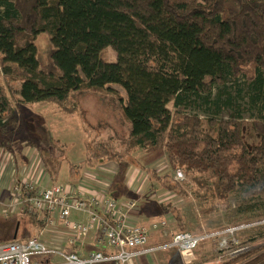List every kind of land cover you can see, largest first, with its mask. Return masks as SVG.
<instances>
[{
	"label": "trees",
	"instance_id": "trees-1",
	"mask_svg": "<svg viewBox=\"0 0 264 264\" xmlns=\"http://www.w3.org/2000/svg\"><path fill=\"white\" fill-rule=\"evenodd\" d=\"M40 33L52 46L50 71L40 68ZM108 46L114 60L104 55ZM0 73V150L19 142L16 105L51 102L75 113L73 93L118 85L125 92L119 110L129 124L124 148L117 149L112 135L97 140L87 147L89 167L113 162L120 177L136 150L164 149L181 178L142 169L166 190L186 196L188 185L198 199H215L208 207L214 210H228L234 193L238 217L264 213V0H0ZM194 108L203 110L210 132L189 113ZM224 110L231 117L217 120ZM247 111L259 115L250 119L259 137L252 146L242 134ZM27 184L23 197L34 194ZM108 190L121 196L115 179ZM161 207L185 231L182 211L169 202ZM21 214L11 216L15 224ZM38 214L28 210L29 221L43 229ZM254 228L245 241L264 238V224ZM228 258L223 264H264V247Z\"/></svg>",
	"mask_w": 264,
	"mask_h": 264
},
{
	"label": "rangeland",
	"instance_id": "rangeland-1",
	"mask_svg": "<svg viewBox=\"0 0 264 264\" xmlns=\"http://www.w3.org/2000/svg\"><path fill=\"white\" fill-rule=\"evenodd\" d=\"M35 44L40 68L45 71L53 70L50 61L52 46L47 34L40 33L35 40ZM104 55L108 60H114L116 56L115 51L110 46L105 49ZM0 79H3L1 73ZM224 85H228V89L232 92L235 90L232 87L236 88L230 81ZM114 88L116 91L73 93L70 98L75 100L78 106L75 113H65L51 102L16 105L15 114L23 128L21 132H18L19 135L16 136L19 142L15 143L10 140L11 150H0V241L9 239L14 234L17 224L18 240L21 241L24 240L23 238L35 235L42 236L45 229V226L42 229L40 225H35L36 223L29 221L28 209H26L24 202L13 210L11 202L14 197L13 183L16 181L26 180L33 185H37L35 181L36 178H39V184L50 182V184L66 185L68 182L83 180V182L89 183H104L110 189L112 181L115 179L117 184L121 185L123 183L126 189L136 194V196L131 197L133 200L136 199L134 200L135 206L131 211L135 208L134 214L137 218L139 216L144 218L153 217L158 221L165 218L172 225L170 229L168 226V230H174L172 232L176 233L180 231L178 222L167 212V209L161 207L162 204L169 202L182 211L183 224L186 226L185 231L192 234H202L218 230L224 231L242 223L253 222V225H246L245 229H241L235 234H237L241 244L247 243L249 246L251 245L249 250L257 246L264 247V238L254 242L245 241L252 233L253 228L261 224L258 222L264 218V213L248 219L238 217L234 193L229 195L230 208L228 210H214L208 207L212 203L217 202L215 199L210 197L198 199L191 192L188 185L185 186L186 196L175 194L166 190L150 176V173L142 169L148 168L154 170L157 174H169L174 177L177 173H174L170 167L167 153L164 149L136 150L132 154V158L128 159V169L123 175L120 173V177L116 176L118 168L113 162L98 163L94 167H89L86 164L87 147H91L97 140L105 139L112 135L116 139L117 149L122 150L124 148L123 142L128 133L129 124L120 113L118 98L120 95H125V92L118 85H114ZM214 92L216 93V91ZM169 107L171 109L174 108L171 104ZM188 111L202 117V128L210 132L203 110L194 108ZM258 116L256 113L250 115L248 111L242 114L245 122L242 134L248 146L257 144L259 141V137L251 127L250 120L251 118L256 119ZM230 117L231 111L224 110L217 115L216 119H228ZM24 137L32 139L34 145L27 144ZM77 168L80 171V175L77 178H71L70 174ZM48 170L52 177L55 176V181L51 179ZM79 173L76 172L74 175L77 176ZM3 182H5V185H3ZM2 189L7 193L1 195ZM125 196L124 198H126ZM152 203H155L156 206L160 205L155 212H153L154 206ZM141 207L144 209L142 212H140ZM17 212L22 214L19 217V222L15 224L11 216ZM138 212L141 214H138ZM38 216L41 218V214H38ZM77 216L78 214L73 212V217ZM138 222L143 223L140 218H138ZM56 228H59V225H56ZM169 237L170 234L164 236V238ZM160 240H162V235ZM245 253L247 251L241 254ZM158 254L152 255L153 262L150 260L152 256L146 258L141 255L125 264H164L165 261H168L169 264H223L229 259L224 256L218 257L220 253L216 249L215 239L210 238L202 240L190 255L185 256L176 249L171 255H160L159 258ZM238 255L240 253L235 256ZM114 264L119 263L114 262ZM236 264H240V262Z\"/></svg>",
	"mask_w": 264,
	"mask_h": 264
},
{
	"label": "built area",
	"instance_id": "built-area-1",
	"mask_svg": "<svg viewBox=\"0 0 264 264\" xmlns=\"http://www.w3.org/2000/svg\"><path fill=\"white\" fill-rule=\"evenodd\" d=\"M176 173L175 177L181 178V173ZM27 183L26 180L13 183V210L24 202L29 211L41 214L45 229L42 236L25 241H0V264H125L143 253L170 247L185 256L190 255L207 238L215 239L220 258L235 256L251 248L247 243L241 244L235 233L253 222L202 234L169 233L166 220L152 224L151 228L137 222L130 213L135 201L113 196L104 183L79 180L66 185L42 182L43 185L38 182L34 185V194L23 197L21 185L27 186ZM73 212L82 218H72ZM258 223L264 224V218ZM153 230H161L164 236L170 234V237L148 246ZM89 233L93 236V247L86 253L66 249V245L82 241ZM55 256L59 258L57 261Z\"/></svg>",
	"mask_w": 264,
	"mask_h": 264
},
{
	"label": "crops",
	"instance_id": "crops-1",
	"mask_svg": "<svg viewBox=\"0 0 264 264\" xmlns=\"http://www.w3.org/2000/svg\"><path fill=\"white\" fill-rule=\"evenodd\" d=\"M35 182L38 183L39 182V178H36ZM42 184L43 185L50 184V182H46L45 184L44 183H42ZM3 185H5V182H3ZM6 193L7 192L5 190H3V189L1 190V195H4ZM120 194H121V196H118V198L120 200H127V199H131V197H133V196H136V194H134V192L126 189V187L123 185V183L121 184ZM125 194H127V195L125 196ZM124 196L126 198H124ZM134 200H136V199H134ZM152 205L154 206L153 212H155V210H157L159 208V206H160V205L156 206L155 203H152ZM136 209H137V207H136ZM134 210H135V208L132 211L130 210V213H131L132 217L135 218L137 222H138V218H140L143 221V223L142 222H139V223L144 225V226H148L149 228H151L152 224L160 222V220L158 221V220H156V218H153V217L144 218L142 216L141 217L139 216L137 218L135 216V214H134V212H135ZM143 210H144L143 207H141L140 208V212H142ZM138 214H141V213L138 212ZM72 218L79 219V218H82V216L80 214H78L77 217H73V214H72ZM162 220H166V219L164 218ZM167 223H168V226H169V229H170L172 227V225L168 221H167ZM168 231L170 232V231H174V230H168ZM161 235H162V240H160L161 239ZM166 239L167 238H164L163 234L161 233V230H153V231L150 232V235H149L148 246L156 245V244H158V243H160V242H162L163 240H166ZM92 247H93V236H92V234H90L87 237H85L82 241H77L73 245H66V249L75 250V251H78L79 253H86ZM174 249H176V248H172V247L163 248V249H159V250L152 251V252H149V253H143L141 255L145 256L146 258H148V257L152 256L153 254L156 255L157 253H159L157 256L160 258V255H163V256L166 255V254L171 255L172 253H174ZM176 250H178V249H176ZM141 255H139V256H141ZM53 258H54L55 261H57L59 259L57 256H55ZM150 260L153 262V256L150 257ZM111 264H114V263H111ZM164 264H169V262L165 261Z\"/></svg>",
	"mask_w": 264,
	"mask_h": 264
},
{
	"label": "water",
	"instance_id": "water-1",
	"mask_svg": "<svg viewBox=\"0 0 264 264\" xmlns=\"http://www.w3.org/2000/svg\"><path fill=\"white\" fill-rule=\"evenodd\" d=\"M17 232H18V224L16 225V228H15V231H14V234H13V238H16Z\"/></svg>",
	"mask_w": 264,
	"mask_h": 264
}]
</instances>
